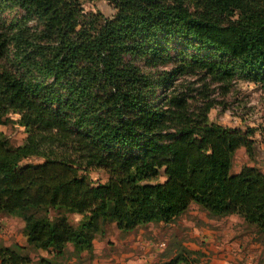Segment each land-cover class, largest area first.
Here are the masks:
<instances>
[{
    "label": "trees",
    "instance_id": "trees-1",
    "mask_svg": "<svg viewBox=\"0 0 264 264\" xmlns=\"http://www.w3.org/2000/svg\"><path fill=\"white\" fill-rule=\"evenodd\" d=\"M6 1L26 18L0 21V60L21 50L1 64L0 126L17 114L27 137L12 146L0 132V213L24 218L28 248L62 256L71 244L93 258L106 225L170 224L193 204L210 218L239 215L264 242V173L232 172L241 147L263 153L256 130L213 122L207 91L226 95L238 77L264 88V0H202L201 13L176 0H102L110 16L81 0ZM142 61L171 70L152 77ZM185 75L203 89L174 83ZM81 168L108 179L95 184ZM52 210L87 218L75 226ZM185 251L167 264L186 262ZM0 264L64 263L0 246Z\"/></svg>",
    "mask_w": 264,
    "mask_h": 264
},
{
    "label": "rangeland",
    "instance_id": "rangeland-1",
    "mask_svg": "<svg viewBox=\"0 0 264 264\" xmlns=\"http://www.w3.org/2000/svg\"><path fill=\"white\" fill-rule=\"evenodd\" d=\"M81 1L86 12L100 10L106 16H110L115 12L107 2L102 0ZM176 1L182 3L193 13H201L206 10V4L202 0ZM0 5V21L5 23L6 27L15 28V26L11 25L16 24L17 22H19V24H22V21L26 18L24 17V9L19 7L18 4H14L6 0H0ZM27 25L29 27L37 28L39 26V21L32 18L31 20L27 21ZM202 53L206 52L202 51ZM20 54V48L18 46L13 47L11 49L9 59L0 60V68L2 63L9 64L10 62H15ZM138 64L141 67L142 72L152 77H157L159 75L161 76L165 71L171 70L170 65L159 66L156 68L147 64L145 61L139 62ZM174 83L176 85L179 83L186 85H188L189 83H193V86L198 90L203 89L202 87L204 85V82L199 80V76L197 75L179 76ZM233 83L234 84L231 87V91L226 95H223L221 93L218 84L209 85V88L207 90L209 93V97L217 102L215 107L210 112V118L213 122L227 127H240L243 129H247L249 127L251 129H255V137L261 145V143L264 142V88L250 80L242 79L240 77H238ZM197 92L198 91H194L191 94L197 95ZM19 118V115L12 114L10 115V120L0 126V132H2L7 137L12 146H19L23 144L27 137V133L24 127L18 124ZM246 157H249L250 164H257L259 162H262L260 157L258 156L251 158L247 150L242 154L239 152L234 159V161H236V164L233 166V173H236V169L245 162ZM37 161V159H31V161L29 162ZM81 173L87 175L95 184L106 182L108 179L107 173H105L103 170L88 171L85 168H81ZM161 180L163 181L164 178H161ZM201 213L202 211L198 209L196 205H193L186 214H184L180 218L175 219L171 223L172 225L170 227L161 228L159 226H156L155 229L159 232L157 233V243H165L163 246H160L162 250L159 252V254L163 255V257H168L169 255L172 256V254H174V249L177 250L178 254L182 253V250H186L187 252L185 251L184 253L186 262L189 260L190 264H209L212 261L211 254H199L195 251L190 250L189 248H187V246L184 245L186 242H189V238L191 239V234L189 231L192 227L191 224L196 223L197 227L201 225L200 222L202 221L198 218ZM50 214L52 215V217H56L61 214L60 216L66 217L69 223L75 226L81 224L87 218V215H81L78 213H59L54 210H52ZM244 225H242V236H246L245 241L248 243V245L250 243L255 244L253 243L254 240L252 238V234L254 233L249 232V234L247 232L252 229L246 227L245 223ZM138 229L139 228L132 231L121 230L120 234L123 236L124 234L133 235L138 232ZM115 230H117L115 224H108L105 226L102 235H106L110 232H117ZM145 234L149 235L148 230L145 232ZM0 246L10 247L24 256L28 255L32 258L34 263L40 257H46L52 260L59 259L61 262L66 264H92L96 259L94 254H92L93 258H91V255L89 254L84 255L86 252L81 253L80 258L75 257L74 247L71 244L67 246L66 251L62 256H57L56 254L50 253L49 251H33L31 248L27 247L28 243L25 236V221L24 218L19 215H7L4 213H0ZM110 249L112 250L111 252L117 253L120 250H125L126 244H122L120 241H118L117 245L112 246ZM259 249L260 253L262 254L259 255V262L257 264H264V242L261 241ZM186 262H181L178 264H186ZM161 263L164 264L165 262ZM167 263H169V261Z\"/></svg>",
    "mask_w": 264,
    "mask_h": 264
},
{
    "label": "crops",
    "instance_id": "crops-1",
    "mask_svg": "<svg viewBox=\"0 0 264 264\" xmlns=\"http://www.w3.org/2000/svg\"><path fill=\"white\" fill-rule=\"evenodd\" d=\"M260 146L263 153L258 157H260L262 162L256 165L264 173V142ZM245 151L246 148L241 147L236 152L235 158L239 152L242 154ZM235 164L236 161H234ZM244 164H250L249 157H246L245 162L236 169V173L240 172L242 167L245 166ZM198 209L200 208L198 207ZM198 218L202 221L200 222L201 225L197 227L196 223L191 224L192 227L190 226L189 230L191 239L189 238V242H186L184 245L199 254H211L212 261L209 264H257L259 262V255L262 254L259 249L261 241L258 240L256 234L251 233L253 235V243L255 244L250 243L248 245L245 241L246 236H242L241 233L244 220L239 215L235 214L215 219L208 217L207 213L202 211ZM171 223H149L146 226L140 227L136 234H124V236L120 234L121 230L113 223L117 232H110L106 235L97 234L95 236L92 254H94L96 259L92 264H157L170 262L178 254L177 250L174 249V254L171 253L172 256L163 257V255H160L159 252L162 250L160 246H163L165 243H157V233L159 232L155 228L156 226L167 228L172 225ZM147 230L149 235L145 234ZM247 232L249 233L250 231ZM118 241L126 244V249L120 250L117 253L111 252L110 248L116 246ZM88 254L86 252L84 255Z\"/></svg>",
    "mask_w": 264,
    "mask_h": 264
}]
</instances>
